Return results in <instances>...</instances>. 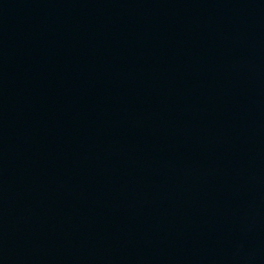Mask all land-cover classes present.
Wrapping results in <instances>:
<instances>
[{"label":"water","instance_id":"water-1","mask_svg":"<svg viewBox=\"0 0 264 264\" xmlns=\"http://www.w3.org/2000/svg\"><path fill=\"white\" fill-rule=\"evenodd\" d=\"M0 264H264V0H0Z\"/></svg>","mask_w":264,"mask_h":264}]
</instances>
